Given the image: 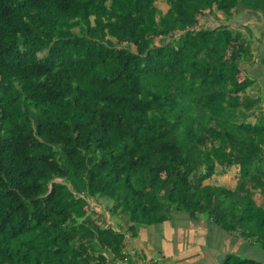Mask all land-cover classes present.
<instances>
[{
    "label": "trees",
    "instance_id": "trees-1",
    "mask_svg": "<svg viewBox=\"0 0 264 264\" xmlns=\"http://www.w3.org/2000/svg\"><path fill=\"white\" fill-rule=\"evenodd\" d=\"M166 3L0 0V264H106L173 208L264 242V92L233 22L264 40V0Z\"/></svg>",
    "mask_w": 264,
    "mask_h": 264
},
{
    "label": "crops",
    "instance_id": "crops-1",
    "mask_svg": "<svg viewBox=\"0 0 264 264\" xmlns=\"http://www.w3.org/2000/svg\"><path fill=\"white\" fill-rule=\"evenodd\" d=\"M251 46V54L241 59L242 75L264 92V40L258 36ZM109 222L129 225L124 219ZM122 253L131 264H264V242L226 230L207 214L189 215L178 208L158 222H135L134 233L125 234ZM108 258L106 264H123L122 257Z\"/></svg>",
    "mask_w": 264,
    "mask_h": 264
},
{
    "label": "rangeland",
    "instance_id": "rangeland-1",
    "mask_svg": "<svg viewBox=\"0 0 264 264\" xmlns=\"http://www.w3.org/2000/svg\"><path fill=\"white\" fill-rule=\"evenodd\" d=\"M156 3L163 10H165L167 8L166 0H156ZM218 13H219L218 16L220 17V19L224 17V15L221 12H218ZM220 19H216L215 17L206 14L205 16H203L199 19L198 25L211 27V26L216 25ZM233 22H235L238 26H239V24H241L239 27H240V30L243 32H245L244 31L245 28L242 27V25L250 24L252 29H253V35L251 38L252 41H253V39L258 38V36L260 34V32H259L260 25L251 16L246 15L242 12L239 16H237L235 18V20ZM75 28L77 29V27H75ZM245 34H246V32H245ZM155 42L159 43V36L155 37ZM132 47L134 48L133 45H132ZM236 176H237V168L231 167L226 173L213 174L211 177H209L207 179V181L211 182V183H219V184H225L227 186H233L236 182ZM92 204H94L93 201H92ZM96 209H100L101 211H103L104 215L108 221L114 220L112 218H109L108 211L104 207H102L101 205H97Z\"/></svg>",
    "mask_w": 264,
    "mask_h": 264
},
{
    "label": "built area",
    "instance_id": "built-area-1",
    "mask_svg": "<svg viewBox=\"0 0 264 264\" xmlns=\"http://www.w3.org/2000/svg\"><path fill=\"white\" fill-rule=\"evenodd\" d=\"M122 259L123 264H131V261H129L126 256H122Z\"/></svg>",
    "mask_w": 264,
    "mask_h": 264
}]
</instances>
